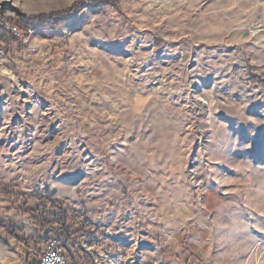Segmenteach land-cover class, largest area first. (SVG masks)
I'll use <instances>...</instances> for the list:
<instances>
[{
    "label": "rangeland",
    "instance_id": "1",
    "mask_svg": "<svg viewBox=\"0 0 264 264\" xmlns=\"http://www.w3.org/2000/svg\"><path fill=\"white\" fill-rule=\"evenodd\" d=\"M81 1L52 32L0 40V218L32 233L14 203L50 189L93 233L71 264H264V0L0 15ZM8 239L0 264H22Z\"/></svg>",
    "mask_w": 264,
    "mask_h": 264
},
{
    "label": "trees",
    "instance_id": "2",
    "mask_svg": "<svg viewBox=\"0 0 264 264\" xmlns=\"http://www.w3.org/2000/svg\"><path fill=\"white\" fill-rule=\"evenodd\" d=\"M78 4L82 5V1L74 3L73 6L62 12H54L43 17L20 16L16 19H9L11 20L9 22L15 25L23 33V36H27V29H42L52 32L51 30L53 28L69 17L73 8ZM84 8L85 6L82 5L79 10H83ZM20 38L13 34L4 23L0 22V40L4 43H10V41ZM0 192L9 195L13 191L2 188ZM30 198L31 200H29ZM30 198L25 199L23 202L16 200L14 209L16 212L30 218L32 233H26L25 227L12 219L0 218V231L6 235L3 236L0 234V242L7 249H11L8 239L10 237L19 245L25 246L31 251L24 255L22 253L19 254L22 259V264H39L43 244L52 236L61 242L65 251H68L67 258L71 255L70 245L75 238L82 236L89 239L93 236L91 231L85 229L87 212L82 208L81 212L77 215V208L66 204L54 196L50 189H46L43 193L35 194ZM87 259L85 255L82 259L76 257L74 260H71L74 264H82Z\"/></svg>",
    "mask_w": 264,
    "mask_h": 264
},
{
    "label": "built area",
    "instance_id": "3",
    "mask_svg": "<svg viewBox=\"0 0 264 264\" xmlns=\"http://www.w3.org/2000/svg\"><path fill=\"white\" fill-rule=\"evenodd\" d=\"M0 22L10 29V31L18 37L23 36V33L10 22L4 21L0 15ZM33 30L27 29V37ZM39 264H71L69 258L66 257L64 248L61 242L56 237H50L43 244Z\"/></svg>",
    "mask_w": 264,
    "mask_h": 264
}]
</instances>
